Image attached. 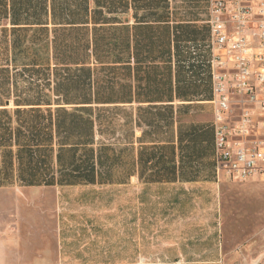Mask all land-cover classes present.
<instances>
[{
    "label": "crops",
    "instance_id": "obj_1",
    "mask_svg": "<svg viewBox=\"0 0 264 264\" xmlns=\"http://www.w3.org/2000/svg\"><path fill=\"white\" fill-rule=\"evenodd\" d=\"M207 1L0 0V245L65 188L119 185L118 260L221 264Z\"/></svg>",
    "mask_w": 264,
    "mask_h": 264
},
{
    "label": "rangeland",
    "instance_id": "obj_2",
    "mask_svg": "<svg viewBox=\"0 0 264 264\" xmlns=\"http://www.w3.org/2000/svg\"><path fill=\"white\" fill-rule=\"evenodd\" d=\"M107 116L109 128L116 130L117 118L112 112ZM217 186L221 264H264V178L235 183L221 177ZM127 193L119 185L65 188L59 201L48 203L34 228L38 233L20 227L12 244L0 245V264H83V259L85 264H125L118 259L124 257L126 246ZM17 211L19 222L26 223L23 201ZM148 243L147 263L159 260L157 244L151 239ZM98 255L101 263L93 261ZM112 256L116 261L110 263Z\"/></svg>",
    "mask_w": 264,
    "mask_h": 264
},
{
    "label": "built area",
    "instance_id": "obj_3",
    "mask_svg": "<svg viewBox=\"0 0 264 264\" xmlns=\"http://www.w3.org/2000/svg\"><path fill=\"white\" fill-rule=\"evenodd\" d=\"M240 181L264 178V0H233ZM211 51L214 146L217 177L232 181L230 172L227 45L224 0L207 1Z\"/></svg>",
    "mask_w": 264,
    "mask_h": 264
},
{
    "label": "bare ground",
    "instance_id": "obj_4",
    "mask_svg": "<svg viewBox=\"0 0 264 264\" xmlns=\"http://www.w3.org/2000/svg\"><path fill=\"white\" fill-rule=\"evenodd\" d=\"M225 3V14L227 19V25L225 30L226 35V45H227V77H228V108H229V140H230V172H231V178L232 182L239 183L240 177H239V162H238V139H239V132L237 130V107H238V100L236 98V76H237V69L235 67V35H234V13H235V6L233 3V0H224Z\"/></svg>",
    "mask_w": 264,
    "mask_h": 264
},
{
    "label": "trees",
    "instance_id": "obj_5",
    "mask_svg": "<svg viewBox=\"0 0 264 264\" xmlns=\"http://www.w3.org/2000/svg\"><path fill=\"white\" fill-rule=\"evenodd\" d=\"M178 36L180 37V38H182V40H184V41H188L189 40V38L190 37H192L191 36V32L189 31V29H187V28H185L184 29V31L183 32H180V33H178ZM176 34H174V37L175 38H177L178 37ZM81 44H80V42L78 41L77 42V44L75 45V47H79ZM175 52H176V57L177 56H182V54L180 53V49H179V47H178V45H176L175 44ZM71 58V57H70ZM70 58L66 61V62H68L69 60H70ZM70 62H72V63H75V64H79V62H80V59L79 58H74V59H71L70 60ZM171 72V71H170ZM66 77H64V79H65ZM78 92H80V93H84L85 92V90H84V88H79V89H76ZM88 120H85V124H86V126H88Z\"/></svg>",
    "mask_w": 264,
    "mask_h": 264
}]
</instances>
